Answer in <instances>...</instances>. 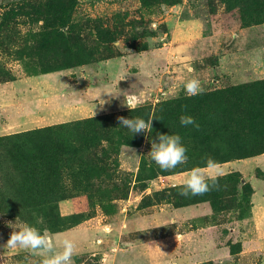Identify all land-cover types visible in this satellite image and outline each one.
<instances>
[{
	"label": "rangeland",
	"instance_id": "obj_1",
	"mask_svg": "<svg viewBox=\"0 0 264 264\" xmlns=\"http://www.w3.org/2000/svg\"><path fill=\"white\" fill-rule=\"evenodd\" d=\"M190 78L198 95L264 79V0H0V137L63 123L79 150L29 191L0 155V264L47 255L8 247L25 222L72 239L73 264H264V153L229 160L228 137L175 129ZM148 113V134L119 126ZM90 117L95 133L73 130ZM158 133H179L188 161L161 170ZM209 157L219 186L181 195Z\"/></svg>",
	"mask_w": 264,
	"mask_h": 264
},
{
	"label": "trees",
	"instance_id": "obj_2",
	"mask_svg": "<svg viewBox=\"0 0 264 264\" xmlns=\"http://www.w3.org/2000/svg\"><path fill=\"white\" fill-rule=\"evenodd\" d=\"M185 110H180L175 129L196 135L191 130L201 128L184 127L179 122L182 114L192 115L199 127L209 129L206 133L229 138L230 143L224 151L227 159L264 153V79L192 96L187 99ZM100 122L101 119L90 117L72 126L77 133L88 128H94L91 132L95 133V126ZM72 136L73 133L63 123L1 136L0 155L5 152L16 163L6 174L11 185L28 187L29 191L38 181L59 176L60 166L66 158L79 153L74 144L77 138ZM16 173L20 178L17 181ZM21 199L25 204L29 201L27 195Z\"/></svg>",
	"mask_w": 264,
	"mask_h": 264
},
{
	"label": "clouds",
	"instance_id": "obj_3",
	"mask_svg": "<svg viewBox=\"0 0 264 264\" xmlns=\"http://www.w3.org/2000/svg\"><path fill=\"white\" fill-rule=\"evenodd\" d=\"M153 28L158 27L156 24ZM192 72V68H188ZM184 91L188 95L201 94L204 89L200 81L196 78H190L183 83ZM126 100V99H125ZM105 101L100 100L103 105ZM124 103L133 110L135 101L133 98H127ZM119 126L128 129L133 135L137 133H149L152 126V117L147 120L142 117H124L120 116ZM181 126H194L199 128V123L190 114H182L179 118ZM152 161L159 166L161 170H172L177 165L184 164L188 161L187 148L182 142V137L179 133H158L157 136L151 139V149L147 153ZM207 167L209 172L206 174L200 167H193L188 176L183 181V186L180 188V194L183 196L202 195L212 188L218 187L219 168L212 158L207 159ZM13 228L10 238L7 241L9 248L17 246L27 250L33 255H43L41 264H73V255L76 249L75 242L70 238L61 240L49 239L46 231H41L40 228L31 223H23L16 227L13 223H9ZM104 232L110 231L107 226L103 229Z\"/></svg>",
	"mask_w": 264,
	"mask_h": 264
}]
</instances>
